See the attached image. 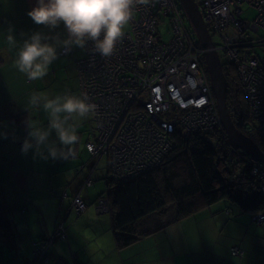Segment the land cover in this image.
I'll list each match as a JSON object with an SVG mask.
<instances>
[{"label": "built area", "instance_id": "obj_1", "mask_svg": "<svg viewBox=\"0 0 264 264\" xmlns=\"http://www.w3.org/2000/svg\"><path fill=\"white\" fill-rule=\"evenodd\" d=\"M194 1L210 35L236 65L264 142V57L253 51L259 42L264 43V0ZM244 4L256 11L252 21L241 18ZM161 16L170 21L168 41L157 30ZM184 16L178 0L137 5L112 56L102 57L88 41L84 56L76 62L81 96L87 95L96 105L95 139L85 146L93 155L108 156L111 179L126 181L150 171L173 148L171 137L177 131L186 138L220 126L203 50L195 45ZM260 31L262 37L252 35ZM68 53L64 48L60 52ZM263 173L261 166L259 174ZM90 184L85 180L82 188ZM259 188L264 198V180ZM98 204L105 209L107 200L99 199ZM72 207L77 213L86 209L79 193ZM256 219L264 222V213ZM61 225L56 237H64ZM51 241L38 246L33 255L43 257Z\"/></svg>", "mask_w": 264, "mask_h": 264}, {"label": "trees", "instance_id": "obj_2", "mask_svg": "<svg viewBox=\"0 0 264 264\" xmlns=\"http://www.w3.org/2000/svg\"><path fill=\"white\" fill-rule=\"evenodd\" d=\"M184 19L195 45L200 47L185 16ZM259 43L255 45L253 51L258 57L263 58L264 54L260 56L256 52L257 49L264 52V43ZM220 62L226 81L225 101L231 122L264 153L261 133L258 136L256 132L259 121L253 119L252 106L243 92L237 68L231 61L220 60ZM203 66L205 69L204 61ZM212 97L214 100L213 93ZM16 111L17 114H15ZM0 116L6 126L12 127L13 130H17V127L23 128L27 118L25 112H19L16 106L12 108L10 104L0 106ZM21 117L23 120L20 119ZM250 118L256 122V126L252 124ZM94 129L92 128V135L95 139ZM211 131H198L186 138H183L178 131L175 132L171 137L174 146L166 157L150 171L126 181L111 179L108 156L93 155L84 146L85 152L90 155L93 168L98 169L102 160L106 162V174L101 176V179L105 185V198L111 214L110 229L117 251L127 249L144 239L168 231L176 224L190 220L195 222V231L201 247V253L198 254L218 262L221 260L223 263L225 261L223 259L229 256L231 248L235 245L231 241V244L222 247L216 241L220 237L219 231H224L229 228L230 223L239 221L242 213L249 214L252 220L255 215L256 218L264 213V198L260 194V180L253 173L256 166L251 162L252 159L228 141L221 126ZM90 141L94 140L87 142ZM5 168L6 175H10L11 171ZM82 168L83 165L80 166V169ZM85 180H90V186L92 185L90 175ZM4 208V204L0 203V228L8 236L11 232L13 234L14 226L4 213ZM197 213L200 214L198 215L200 218L195 217ZM153 215L168 216L169 219L160 225L159 222L153 225L150 224ZM59 224H62L64 237L55 236ZM50 240L52 243L45 255L35 260V264H47L50 247L57 241L67 242L64 218L59 219L51 236L33 243L32 255L38 246ZM169 246L174 247L172 240ZM72 260V264H79L73 256Z\"/></svg>", "mask_w": 264, "mask_h": 264}, {"label": "crops", "instance_id": "obj_3", "mask_svg": "<svg viewBox=\"0 0 264 264\" xmlns=\"http://www.w3.org/2000/svg\"><path fill=\"white\" fill-rule=\"evenodd\" d=\"M36 5L37 0H0V55H4L5 52L8 51L10 56L13 50L16 49L9 48L5 40L7 29L10 26L14 29L13 34L15 38H23V40L29 38L35 32L46 34L49 30L53 32L56 31V28L49 29L44 25H37L28 16V12ZM61 26L65 29L63 23H61ZM45 27L47 29H45ZM60 52L59 55H61ZM68 54L71 55L72 51L70 50ZM16 69L14 63H4V61H0V76L2 74L12 75V71L14 72ZM3 70H5V72H3ZM11 97L7 98V101ZM0 100H3L2 96H0ZM12 133L15 134L14 131H12ZM9 135L10 134L7 133H0V139L8 141L11 139ZM85 154L87 156L86 161L80 164L78 166L79 168L76 167L75 172L73 170L72 180L70 182H67L64 174L57 173L58 167L55 166L59 164L61 159L52 164L53 168L50 172L54 175V180L57 179L58 181H62L63 184L68 183V188L71 190V196L73 198L79 193L84 202H87L86 210L77 213V215L75 214V218L78 217L76 221L85 219L88 222H92L93 225L91 224V228L93 232L89 233L88 236H80L76 232H73L72 224L74 221L71 223L68 216L70 208L73 209V207H71L72 203L70 204L69 210L65 211L63 203L57 201V197L59 196L58 193L55 194L54 191H51V187L48 186L46 191L44 189L40 191L41 195H44L43 200L37 197V201L33 200V203H31L28 196V200L22 203V208H25V210L21 212L23 215L22 217L20 216L21 218H18V220L29 234L28 240L22 239L18 230V220L12 215V211L16 210L18 201L22 199L23 194L17 184L13 186V188L9 186L8 191L5 189V186L3 189L0 188V203L5 206L3 209L4 213L13 224L14 232L13 234L12 232L9 233L7 236L3 232V229L0 228V264H32L33 243L51 236L57 222L59 219L63 218L65 229L68 227L70 236L71 233L76 236V241L72 242L70 236H67V242H55L48 250L47 264H72V256L79 264H115V257L119 264H264V223L255 224L251 216L247 213L240 214L239 221H234L230 223L229 228L221 232L219 231L218 235L220 237L217 235L219 239L216 241L221 244L222 247L228 246L232 241L233 244L239 246L240 250L243 252L242 257L232 256L229 253V256L223 259L225 260L223 263L221 260L218 262V260H214L210 257L206 258L205 255L198 254L201 253V247L199 245L197 232L195 231V225L192 227L194 234L190 237H188L185 230L180 227L179 230H175V227H177L176 224L168 229L169 239H167L166 231H163L161 232L163 234L149 237L127 249L117 251L114 247L113 240L109 238L110 236L106 235L103 223L101 222V215L109 212L107 208L103 209L98 204L99 199H105V196L102 195L105 191V185L97 187L93 194L85 191L86 188L93 186L94 181L102 180L101 176L95 174L97 169L93 168L94 165L91 166L90 155L87 154V152H85ZM81 165H83L82 169H80ZM91 171L92 173L90 174ZM17 173L18 171H11L10 175H5V180L14 182ZM26 173H29L27 177L30 178L31 173L28 170ZM89 175L91 179L94 177L92 185L82 188V182L85 181ZM54 184H56V182H54ZM90 204L93 206L89 207ZM13 206L16 207L13 208ZM47 206L51 209V213L47 211ZM95 213L97 214L96 218ZM47 215L51 219L50 223H48L49 220H46ZM198 215L200 214H196L195 217ZM198 217L200 218V216ZM89 218L94 219L91 220ZM188 221L190 220L182 223H187ZM30 227L36 231L35 237H32V232H30L29 229ZM170 240L174 242L173 248L169 246ZM21 242L24 243L22 244ZM2 246L10 249V254H5V249H2ZM14 250H16L15 253Z\"/></svg>", "mask_w": 264, "mask_h": 264}, {"label": "rangeland", "instance_id": "obj_4", "mask_svg": "<svg viewBox=\"0 0 264 264\" xmlns=\"http://www.w3.org/2000/svg\"><path fill=\"white\" fill-rule=\"evenodd\" d=\"M255 16H256V11L254 10V8L248 4H244L243 14L241 15V18L248 21H252ZM45 29L47 28L45 27ZM157 30L160 33L163 41H168L171 38V27H170L169 18L161 16L160 20L157 23ZM57 34L61 39L67 38V31L66 29L62 28L61 24L58 26V28H56L55 32L49 30L46 33V35H57ZM252 35L255 36L256 38H260L263 36V33L259 32L257 34H252ZM16 39L18 41V45H22L23 38L21 39L16 38ZM213 42L215 44V47L220 48L217 51L220 60L222 62L224 61L228 62L229 56L226 55V53H224L223 50H221L222 45L219 42V40L216 37H213ZM62 48L63 47L58 48V58L52 63L48 74L42 80L29 81L27 77L24 74L20 73L17 69L14 72L12 71L13 73L12 75L2 74L0 76V96L3 97V100H0V106H5L6 104H10L12 108L16 106L19 112H25L27 114V118L29 117L32 119H36L41 123V125L46 126L48 123L47 113H45L42 108L32 109L28 105V100L33 92H47L50 95V97H54L55 95H63L65 93L81 96L78 87V78L75 69V64L78 60H80L84 56L85 54L84 49H81L78 46H73V48L71 49L72 51L71 55L68 54L65 56H61L59 55V52ZM17 51L18 48L13 50V53H11L10 56L8 51H6L4 55H0V61H4V63H10V62L14 63V60L16 59ZM256 52L260 56L264 54V52L260 49H257ZM3 72H5V70H3ZM9 97L11 98L7 101V98ZM15 114H17V111L15 112ZM22 118L23 117H21L20 119L23 120ZM250 120L252 124L256 126V122L251 118ZM0 122H1L0 133L10 134L9 138H11L8 141L0 139V183H1L0 188L3 189L6 186L5 189L8 191L9 186L13 188V186L17 184V186L21 189L23 194L22 199L18 201L16 210L12 211L13 212L12 215H14L15 218H17V220L18 218H21L23 215L21 214V211L25 210V208H22L23 207L22 203H25L28 200V196H29V201L31 203H33V200L37 201V197H39L40 200H43L44 195H41L40 191H42V189L46 191L48 186L51 187V191H54L55 194L58 193L59 196L57 197V201H61L63 203L64 210L65 211L69 210L70 204L72 203L74 198L71 196V190L68 188V183L63 184L62 181H58L57 179L54 180L53 179L54 175L52 174V172H50L52 171L53 168L52 164H54L57 160L41 159L38 155L34 154V150H29L27 154L23 153L21 151L22 145L24 140L27 138L26 124L24 123L23 128L17 127L18 128L17 130H13L12 127L6 126L1 116H0ZM92 128H94V123L92 122L91 117L83 121H78V128H77V133L79 136L78 143L71 146L70 150H66L67 151L66 159H61L58 165H56L57 163L55 164L56 166L54 165L55 167H58L57 173L65 175L67 182H70L72 180L73 170L75 172L76 167H78L87 159V156L84 151L85 150L84 146L88 139L94 140V137L92 135ZM12 131H14L15 134H13ZM51 139H56L54 133ZM251 162L257 168L261 169V165L257 161L251 160ZM5 167H7L12 172L18 171L17 176L14 179V182L5 180V175H6ZM27 170L31 173L30 178L27 177V175L29 174L26 173ZM95 174H98L99 176H104L106 174V162L104 160L100 162V165L96 170ZM92 180L94 181V177ZM53 181L56 182V184H54ZM99 186H104L102 180L94 181L93 186L90 188H86L85 191L90 194H93L96 188ZM102 195L106 196V193L104 192ZM85 204L87 205V202H85ZM92 206L93 205L90 204L89 207ZM104 207L108 209V205H104ZM47 209H48L47 211L51 213V209L48 206ZM75 214L77 215V211L70 208L68 215L69 220H71V223L74 221V223L72 224V229L74 231L73 230L72 231L76 232L80 236H88L89 233L93 232L91 228V224L93 225V223L88 222L85 219L76 221V218L78 219V217L75 218ZM96 215L97 214L95 213V218ZM49 216L51 217L50 214ZM255 216L253 217V222L258 224L259 220H257ZM50 217H48V215L46 216V220L47 221L49 220L48 223H50L51 221ZM101 217H102L101 222L103 223L106 235L110 236L109 238L112 239V233L110 229L111 214L107 212L101 215ZM89 219L93 220L94 218H89ZM168 219H169L168 216L159 217L157 215H153L151 217L150 224L154 225L159 222L160 225L161 223L167 221ZM17 224L21 238L28 240L29 234L27 233V230L19 222V220ZM193 225H195L194 221H192V223L190 221L182 224L179 223L177 224V227H175V230H179L180 227L183 230H185V232L188 234V237H190L194 234V231L192 229ZM29 229L30 232H32L31 234L32 237H35L36 231H34L31 227ZM65 231L67 236L69 237L70 231L68 230V227L65 229ZM159 234H163V233H159ZM166 236L167 239H169L168 231H166ZM75 237L76 236H74L71 233L70 239L72 240V242L76 241ZM21 243L23 244L24 242ZM2 249H5L4 251L5 254H10L11 251L10 249L4 248L3 246ZM15 252L16 250H14V253ZM230 253L233 256H239V257L243 256L242 250H240L237 245L231 248ZM40 258L43 257H35L33 255L32 264H35V260H39ZM114 263L119 264L116 257L114 258Z\"/></svg>", "mask_w": 264, "mask_h": 264}, {"label": "clouds", "instance_id": "obj_5", "mask_svg": "<svg viewBox=\"0 0 264 264\" xmlns=\"http://www.w3.org/2000/svg\"><path fill=\"white\" fill-rule=\"evenodd\" d=\"M154 2L155 0H37V5L28 12V16L37 25H44L49 29H55L63 23L67 38L61 39L58 34L35 32L18 46L14 29L10 26L5 40L9 48H18L14 66L29 81L42 80L58 58V48L70 51L73 46H78L83 49L88 41L93 42L95 51L102 57H110L123 37L125 27L133 18L134 8ZM28 105L32 109L42 108L47 113L48 123L43 126L36 119L28 117L25 120L27 138L21 151L27 154L29 150H34V154L44 160L66 159V150H70L79 141L78 121L90 118L96 109L87 95L68 93L50 97L47 92H33ZM53 133L56 139H51Z\"/></svg>", "mask_w": 264, "mask_h": 264}, {"label": "water", "instance_id": "obj_6", "mask_svg": "<svg viewBox=\"0 0 264 264\" xmlns=\"http://www.w3.org/2000/svg\"><path fill=\"white\" fill-rule=\"evenodd\" d=\"M178 2L197 38L200 48L203 50V59L208 73L210 89L214 96L217 114L220 124L225 131L226 138L241 153L257 161L264 168V153L256 143L239 132L231 122L225 101L226 81L222 71V65L217 48L199 13L197 4L194 0H178Z\"/></svg>", "mask_w": 264, "mask_h": 264}, {"label": "bare ground", "instance_id": "obj_7", "mask_svg": "<svg viewBox=\"0 0 264 264\" xmlns=\"http://www.w3.org/2000/svg\"><path fill=\"white\" fill-rule=\"evenodd\" d=\"M261 130H262V128H257L256 129V132L258 133V136H259V133H260ZM256 175L258 176V178L260 180V185H261V181L264 180V173L263 174H259L258 169H257V171L254 173V176H256Z\"/></svg>", "mask_w": 264, "mask_h": 264}, {"label": "snow or ice", "instance_id": "obj_8", "mask_svg": "<svg viewBox=\"0 0 264 264\" xmlns=\"http://www.w3.org/2000/svg\"><path fill=\"white\" fill-rule=\"evenodd\" d=\"M201 103H203V101H200Z\"/></svg>", "mask_w": 264, "mask_h": 264}]
</instances>
